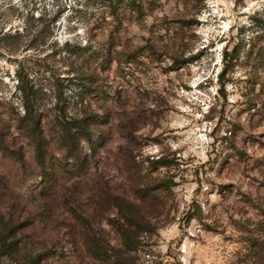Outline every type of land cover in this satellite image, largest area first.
I'll return each instance as SVG.
<instances>
[{
	"label": "rangeland",
	"instance_id": "374dc122",
	"mask_svg": "<svg viewBox=\"0 0 264 264\" xmlns=\"http://www.w3.org/2000/svg\"><path fill=\"white\" fill-rule=\"evenodd\" d=\"M98 12L0 0V264H263L264 0H151L119 27ZM30 13L57 17L54 41L12 52ZM84 113L92 142L66 148Z\"/></svg>",
	"mask_w": 264,
	"mask_h": 264
},
{
	"label": "trees",
	"instance_id": "16d2710c",
	"mask_svg": "<svg viewBox=\"0 0 264 264\" xmlns=\"http://www.w3.org/2000/svg\"><path fill=\"white\" fill-rule=\"evenodd\" d=\"M150 1L151 0H99L100 13L102 14L101 22L106 24H114L117 27L122 26L126 22L131 21L136 14L144 9L146 4L150 3ZM13 7L14 4L10 5L9 8ZM56 20V16L47 17L46 13H43L37 17H34V15L30 13L25 20L24 27L13 28L11 26L4 33V37L12 40L10 51L15 52L24 46H32L36 49L41 47H49L54 41L53 32ZM9 21L10 20L8 19L4 22V24L6 25L9 23ZM255 21L258 23L260 28L264 29V21H261L258 18H256ZM112 39L114 40V37H112ZM65 45L66 47H69V42H66ZM115 50L116 49H113L114 52H116ZM103 52H105V50H103ZM228 54L229 53L226 51V56ZM19 81L21 84L18 87L23 94V105L25 108V114L21 118L20 123L22 128L28 132L29 136L34 140V142L39 145L41 142V137L38 133V130H40V122L36 117V105L35 99L33 97L36 91L32 90V94L29 92L32 87H26L27 83H25L22 74H19ZM85 115L86 113H84V115L81 117L74 116L71 117L70 120H65L62 122L64 125H62L63 127L60 131V137L62 138V141L65 142L66 148L69 142H71L72 138H74L76 135L85 136L89 139V143L92 142L93 133L90 128L97 121V115ZM0 140L3 143V140ZM70 154H72L71 156H74V153ZM116 224L122 235L127 238L130 226L129 219H127L125 222H118ZM4 241H6V239H4ZM259 244L261 246V243H258V245L255 246L253 254L257 262L264 264V250L262 251L258 248Z\"/></svg>",
	"mask_w": 264,
	"mask_h": 264
}]
</instances>
